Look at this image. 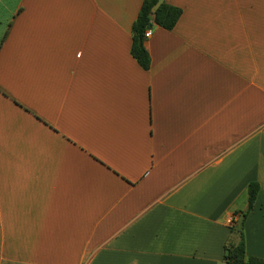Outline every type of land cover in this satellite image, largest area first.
Segmentation results:
<instances>
[{
	"label": "crops",
	"instance_id": "obj_1",
	"mask_svg": "<svg viewBox=\"0 0 264 264\" xmlns=\"http://www.w3.org/2000/svg\"><path fill=\"white\" fill-rule=\"evenodd\" d=\"M0 0V264L264 259V0ZM234 220V231L231 222Z\"/></svg>",
	"mask_w": 264,
	"mask_h": 264
},
{
	"label": "trees",
	"instance_id": "obj_2",
	"mask_svg": "<svg viewBox=\"0 0 264 264\" xmlns=\"http://www.w3.org/2000/svg\"><path fill=\"white\" fill-rule=\"evenodd\" d=\"M182 10L161 0H144L139 17L133 25V44L131 54L143 70L151 67V58L145 46V34L155 23L162 29L172 31L182 16ZM260 191V185L252 182L248 186V208L241 214L240 223L241 241L238 244H228L225 249L227 264H264V259L248 257L244 238V223L254 207ZM234 220L231 222L234 231Z\"/></svg>",
	"mask_w": 264,
	"mask_h": 264
},
{
	"label": "rangeland",
	"instance_id": "obj_3",
	"mask_svg": "<svg viewBox=\"0 0 264 264\" xmlns=\"http://www.w3.org/2000/svg\"><path fill=\"white\" fill-rule=\"evenodd\" d=\"M241 220H242V217L238 218V221H237V228H236L237 235L238 234L240 235V223H241Z\"/></svg>",
	"mask_w": 264,
	"mask_h": 264
},
{
	"label": "built area",
	"instance_id": "obj_4",
	"mask_svg": "<svg viewBox=\"0 0 264 264\" xmlns=\"http://www.w3.org/2000/svg\"><path fill=\"white\" fill-rule=\"evenodd\" d=\"M151 36H152V31H151V30H148V31L146 32V34H145V38H146V39H149V38H151Z\"/></svg>",
	"mask_w": 264,
	"mask_h": 264
}]
</instances>
